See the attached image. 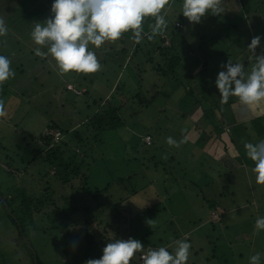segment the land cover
Masks as SVG:
<instances>
[{
    "label": "rangeland",
    "instance_id": "374dc122",
    "mask_svg": "<svg viewBox=\"0 0 264 264\" xmlns=\"http://www.w3.org/2000/svg\"><path fill=\"white\" fill-rule=\"evenodd\" d=\"M246 2L245 4L240 0H222V13L208 14L202 17L199 24H191L182 15H179L181 0H170L169 8L164 13V15L167 14L166 19L168 20L176 17L183 19L184 23H181L184 24L183 29L186 30L182 29L185 31L183 34L187 40L192 42L191 47L194 53L184 57L180 65L183 66V69L179 71V73L182 72L181 81L184 83L187 81L186 85L194 90L196 100L204 98L208 106H213L216 102V120L222 124L226 134H229L231 127L242 122L252 124L257 117L264 118V101L247 106L249 112L238 103L222 105L219 102L218 92L211 81V78L214 80L216 73L222 70L220 65L227 62L228 59L241 63L249 61L252 64L254 62V58L247 50V45L252 37L264 32V1L246 0ZM259 14L261 20L256 22L255 18ZM144 23L151 30L150 21H144L143 26H145ZM260 23L263 24L261 27ZM260 28H262L261 31ZM128 33L131 34V32ZM128 33L127 35H129ZM215 33H219L222 39L213 40ZM130 36L132 37V34ZM15 37L20 41L16 35ZM22 41L25 42V45L20 41L22 43L20 45L11 43L0 47V54L10 59V67L15 72L14 77L0 84V103L3 104L6 113L4 117L0 118V253L5 256V264H32L26 243L17 236L16 226L7 215L13 212L17 216L16 211L13 210L16 207H12V201H14V195H17V192L26 193V196H32L37 192L36 196H39V191H42L43 187L51 189L53 197H48V200L55 205L60 204L58 201H62L64 197L67 198L76 188L81 190V186H86L92 193L109 187L107 192L101 193L99 201L114 204L121 201L122 203L115 207L116 214L126 211L129 220L130 217H138L135 224L128 221L127 227L131 230L129 237L134 239L146 237L148 242L144 245V251L158 247L169 249L175 245L176 240L189 235L193 248L202 249L203 257L213 247L218 250V254L221 253V250L225 253L227 248H223V246H228L232 252L228 250L225 256L232 257L229 259V262L232 261L231 264H247L251 254L261 252L264 246V231L256 233L253 225L255 218L264 216V204L258 202L254 191L251 187L249 188L247 182L244 184L245 180L242 179V176L245 177L242 173L239 175V170V172L231 174V180L239 189L237 207L240 208V211L235 213L236 207H234L233 214L221 216L217 224L209 223V213L205 212L208 211L207 209L189 214L179 211L176 214L172 207L179 208L177 196L173 198L172 205L164 201L166 197L162 188L167 186L171 188V186L164 182L165 170L161 164L164 162L166 154L160 152L161 148L159 147L179 152L181 144L179 147L169 148L173 146L162 140L171 136L169 134L167 136L160 135L159 141V134L157 131H153L151 134L154 135V145L151 148H146L148 147V144L145 143V138L148 135L144 136L148 127L146 124L158 125L157 128H160V132L167 128L172 132L171 135H174L177 128L180 129L179 134L186 135L185 146H191L189 147L190 151L194 149V140L201 133H207L211 129L202 119L198 109L192 118H190V114H186L187 119L180 123L179 127L177 125L179 120L174 117H170L169 120L172 125L161 119L158 112L166 107L168 101L171 100L175 106L184 97L186 92L182 87L171 89L170 85H167L165 88L166 93H169L165 97L168 99L167 101L164 98H153L152 94L157 91L155 84L158 82L152 75V71L147 69L146 74L141 75L142 84L141 87L138 86L140 90L136 89L137 93L132 99L126 98V101L122 102L118 114L121 124L112 130L93 131L94 136L91 138L92 135L87 128L88 119L104 108L120 106L121 101L117 99L119 95L111 90V81L118 74L119 77L128 75V81L130 85H133L141 77H139L140 72L135 70L131 75L130 68L134 67V64H130L129 67L115 72V75L113 71L109 70L108 77L100 76L102 69L113 67L114 70L112 65L104 66L98 72L87 74L85 80L79 79L78 73L72 71L60 74L51 57L46 63L33 61L30 52L27 51L38 46L33 45L29 39H22ZM130 42V40H126L124 47H129ZM109 43V46L112 47L118 45L116 41ZM106 45L103 44L96 49L103 53L101 49ZM166 46L168 47V45ZM228 48L231 51L228 52ZM25 50H27L26 53ZM254 51L255 54H264V44L261 42V45ZM195 53H199L201 58L197 57L205 63L206 71H196L198 68L190 70L191 62H193L190 60H196ZM32 54L34 56V52ZM96 56L101 59L102 54ZM154 61L157 63L159 60L154 57ZM197 61L193 62V67L195 64L198 67ZM101 80L110 81V83L104 87ZM65 87H70L69 90L73 91L75 95L66 91ZM85 91L86 93H84ZM131 91L133 90L130 87L126 88L124 94L129 96L133 93ZM190 100L192 105L194 100ZM174 106L173 108H176ZM236 120H241V122H236ZM195 123L199 128L198 132L193 131ZM164 124H166L165 128ZM52 125L62 129L67 138L73 130H77L84 141L81 146L77 144L80 150L75 149V153L78 154L76 160L84 157L87 167L81 163V166L78 167L79 175L67 186H63L54 175L57 173L55 166L41 161L43 157L39 156L33 163L26 165L30 161L31 151L38 148L39 136H42ZM51 133L52 131H48V134ZM175 138L174 140L177 141L178 139ZM62 139L63 134L60 140ZM221 142L223 145L215 141L210 151L217 156L218 163L227 167L232 164V169L247 165V158L241 156L232 147L229 138L221 139ZM43 144L48 145L49 143L43 141ZM45 152L46 149H44ZM221 152H224L222 156L219 155ZM152 161L156 162L158 167H155ZM81 197L84 201L78 204V208L86 206L89 210L92 209V212L91 215L90 213L85 215L81 211L71 214L69 220L72 225L74 222L84 221L87 218L93 220L94 224H97V219H101L104 223L114 215L109 209L105 210L94 204L90 200V196L86 197L83 193L75 195V199ZM36 199L32 200L36 201ZM67 203L72 208L71 202ZM165 203L172 207H167ZM152 204L158 207L157 211L154 210L150 215L146 209L152 207ZM59 206L62 207V205ZM73 206H77L75 201ZM164 206L166 210L163 209ZM28 207L25 206L21 210L23 213L27 212V215L26 213L22 214L24 219L22 226L27 231L26 237L37 254L38 262L40 264H67L69 259L62 253L61 233L50 229L51 226L48 219L42 215L43 212L30 213L32 208ZM216 209L218 214L223 213L220 206H217ZM45 213L47 214V212ZM218 214L214 213L211 216V221L216 223ZM171 215H173L175 224L173 227L168 222ZM179 216L181 217L177 223ZM193 217L197 220L202 217L205 223L204 221L196 222V220V224H191ZM72 225L71 229L73 230L75 225L73 227ZM95 228L99 231L102 230L101 227L95 226ZM174 235L176 236L174 237ZM248 240L252 245L248 243ZM255 241L256 243L253 244ZM238 254L242 255L243 259H240ZM1 260L0 258V264H4ZM137 260L138 254L133 258L132 264H136ZM203 263L212 264L206 261Z\"/></svg>",
    "mask_w": 264,
    "mask_h": 264
},
{
    "label": "trees",
    "instance_id": "16d2710c",
    "mask_svg": "<svg viewBox=\"0 0 264 264\" xmlns=\"http://www.w3.org/2000/svg\"><path fill=\"white\" fill-rule=\"evenodd\" d=\"M0 1L2 2L0 3V9H2L5 0ZM6 1L8 3L6 2V6H3L4 10L0 11V13H2L3 15L0 17L5 20L9 31L4 37H0V47H5L11 43H15L16 45H20L23 43L25 45V42H23L22 39L31 40L29 34L34 26V23L43 22L45 19L49 18L52 0ZM241 1L244 2L246 0ZM167 8L169 7L166 6L164 13L167 12ZM166 17L167 14L165 15V19ZM146 20L150 21V25L153 24L152 18H150V20H148V18H145L144 21ZM260 20V15L259 18H255L256 22ZM166 21L167 27L163 29L161 33L153 35L152 39H142V43H134L133 38L130 36L131 34L128 33L129 35H127V33H124L118 40H116V43L118 42L117 46L119 47L109 46L110 43L105 42L104 44L107 45L103 49H101L103 53H100L95 47H93L92 50L96 55L102 54L101 59H98L101 64V68H103L104 66H114V70L113 67H109L105 70L102 69L100 72V76L103 77L109 76V70L113 71L115 75V72H117L118 70H122L124 67H129L130 64H134V67L132 66L130 68L131 75H133L134 71L137 70L138 72H140V77L141 75L146 74L147 69H150V71H152V75L156 77L158 82L157 84H155V88L157 89V91L156 93L152 94L153 98L159 97V99H166L165 97H167L169 94L165 91L167 85H170L171 89L182 87L186 93L184 97L179 101V103L174 106V103L170 100L167 102L166 107H164L162 111L158 112L159 115L165 112L166 115H160V117L163 121H168L169 125H172L171 121H169L170 117H174V119L179 120V123L177 124L179 126L180 123L187 119L188 114L192 116L193 113L194 116L195 111L197 109L200 110L202 119H204V121L207 123V126L211 129L207 133H201V135L196 139V144L198 145V147H196V144H194V149L190 151L189 147L191 146H185V142L181 144V150L179 152H175L174 149L170 150L165 147H159L161 148L160 152L166 154V161L161 164L162 168L165 170L164 182H166V185L168 183L171 186V188L168 186L163 187L162 191L164 192V195L166 197L164 201H166L167 204L172 205L173 198H176L175 196H177L176 199L179 206L178 209H176L175 206H167L165 203L167 207H172L173 209H175L176 212H173H175L176 214L179 211L189 214L201 212L207 209L208 211L205 212H207V214L209 213V223L217 224L219 223L221 216L225 214H233L232 209L234 207H236L235 213L240 211V208L237 207L239 189L235 184L232 183L231 180V174H233L234 172L237 173L238 170L240 171H238L239 175H241L242 173L245 177L243 178L242 176V179L245 180L244 184H246L247 182L249 188L251 187V189L254 191L255 198L257 197L256 199L258 200V202L264 204V185L255 184L254 176L251 172L253 162L246 156V150L243 147L244 143L246 142L256 143L260 140H264V118L257 117L256 120L252 122V124H238L234 127H231L228 132L229 134H226L223 130L222 124L218 120H216V102L213 106H208L204 98L200 99L199 101L196 100L194 98L196 96L194 90L192 88H188V86L186 85L187 81L185 83L181 81L182 72L179 73V71H181L183 67L180 66L182 60V55H180V53L183 50H187L189 52L192 51V42H190V40H187V38H185V34H183L186 31L185 28L183 29L185 31L182 30L184 24H181V22H183V19L176 17L171 20L166 19ZM175 23L181 24V28L176 27ZM144 25L145 26H143L142 24L143 32L146 34H151V30L148 28L149 26L147 27L146 23H144ZM151 27L152 26H150V28ZM15 35L20 39L22 43L16 39ZM214 39L221 40L222 36H219V33H215L213 40ZM126 40L131 41V45L129 47H124ZM165 42L168 43V47L165 45ZM31 43L34 45L33 42ZM41 50L45 52L47 51L46 47H42ZM26 51L27 50H25L24 52L26 53ZM229 51H231L230 48H228V52ZM27 52H30L31 59L33 61L39 63H46L50 57L46 56L44 58H41L35 55L33 56V50ZM197 55L199 58H201L199 53H197ZM154 57L159 60L157 63L154 61ZM200 61L201 62L197 61L198 65L200 66L199 69L204 72L207 70L206 65L201 59ZM243 64L245 70L247 71L252 67L253 63L251 64L249 63V61H245ZM86 75L87 74L83 75L82 73H78V78L85 80ZM127 76L128 75H126L125 77H119L118 74L116 75L115 79L111 81V90L119 95V98L117 99H120L121 101L120 106L104 108L103 110H100L99 112L94 114L93 117L88 119L87 128H89V132L92 135L91 138H93L94 136L93 131L112 130L116 126H119L121 124L118 114L121 110V106L123 104L122 102L126 101V98L132 99L133 96L137 93L136 89L140 90L139 87H141L142 84V76L138 79V82L133 85H130V82L128 81L129 78H127ZM101 83H104L105 87L110 83V81L104 82L101 80ZM129 87L131 90H133L131 91L133 93L127 96L124 94V91ZM65 90L74 94V92L66 87ZM84 93H86V91ZM190 99L194 100V103L192 105V101ZM167 100L168 99H166V101ZM236 103H238V101H236V98H229L228 104L236 105ZM193 105L194 107L192 108ZM173 106L176 108H173ZM244 108L249 112V109L247 107ZM239 121L240 120H236V122ZM146 125L148 127L144 135H148L151 139L150 143L152 142V144H150V146L147 145L148 147L146 148H151L154 145V135L151 134L153 131H157V133L159 134V141L160 135L167 136L169 134L173 139L178 135L175 138L178 139L177 142L186 137V135L183 133L178 134L177 129L175 130L174 135H171L172 132L165 128L166 124L163 125L165 130H161L162 132H160V128H157L158 125H152L150 123ZM198 129L199 128L195 123L193 125V131L198 132ZM48 131L61 132V134H63V139L57 143H54L53 137L48 135ZM227 138H229L232 147L237 150L241 156L247 158L246 166L236 167L234 168V170L232 169L233 167H231L232 164L228 167L223 166L216 160V155L210 154L211 146L215 144V141L220 142L223 145L221 139ZM43 141H48L49 144L44 145ZM37 143H39L38 148L31 151L30 161L26 165L28 166L30 163H33L39 156L43 157L42 160H39L48 163L51 166H55V172L57 173H55L54 175L63 186H67L71 181H73V179H76V177L79 175L78 167L81 166V163H84L86 166V161L83 159V156L80 159L76 160V155L78 154L75 153V149L79 148L77 144H80L81 146V144L84 143L83 138L80 136L77 130H73L70 136L67 138L62 129H60L56 125H52L48 127V129L44 134H42V136H39ZM73 145L74 148H72ZM44 149H46L45 153ZM79 150L80 149H78V151ZM152 163L155 167H158V164L156 162L152 161ZM83 178L85 179V177ZM108 188L109 187H105L100 191L97 190L92 193L86 186H81V190H77L76 188L72 191L73 193L67 198H62V201L59 200L58 202H60V204L56 203L57 205L53 203L51 204V201L48 200V197H53V193L50 192L51 189L49 188H41L43 190L39 191V196H36L37 192L32 194V196H26V193L17 192V195H14V201H12V207H16V209L14 208L13 210L16 211L17 216L12 212L9 213L7 217H9L15 224L17 236L26 243L27 251L29 255H31L32 264L40 263L38 262L37 254L34 248L26 237L27 231L22 226V221H24V219L22 218V214L26 213L27 215V212L23 213L21 210L24 209L25 206H29L30 208H32V211L30 213L43 212L42 215H44L46 219H48L49 225L51 226L50 229L56 230L57 232L61 233L62 253L66 258L69 259L67 264H85V262L89 259L99 258L101 255V249L105 246L106 243L110 242L111 240L116 238H129L131 230L127 227V222L129 221L131 224H135V221L138 220V217H130L129 220L126 211L116 214L115 207L116 205L122 203L121 201H117V204H114L112 202L107 203V201L106 203L99 201L101 193L107 192ZM40 193L42 197H40ZM80 193L85 194L86 197L87 195L90 196V200L94 204L104 208L105 210L109 209L114 215L109 217L108 221L104 223L101 219H97V224H94L93 220H89L87 218L84 221L81 220L80 222H74L72 225L69 220V217L71 218V214H76L81 211L85 215H88L89 213L91 215L92 212V209L89 210L86 206H83L81 209L78 208V204H81L83 203L82 201H84L82 197L80 199H75V195H79ZM34 197L37 198L36 201L32 200L35 199ZM74 201L77 204V206L75 207L73 206ZM67 202H71L72 208ZM59 205H62V207ZM217 206L221 207L223 213L218 214L219 212L216 209ZM157 207L158 206H155L154 204L152 207L146 209V212L151 215ZM163 209H165V206L163 207ZM45 212H47V214ZM214 213L218 214L216 223L211 221V216ZM180 217L181 216L178 217L177 223H179ZM202 219L203 218L201 217L199 220H197L193 217L191 224H196V222L204 221ZM168 222H170V225L172 227L173 225H175L173 215H171V218H169ZM71 225L72 227L75 225V229L72 230ZM114 225H116V227H113ZM95 226L98 228L101 227L102 230H97ZM112 228L114 229L112 230ZM175 236L176 235H174V237ZM188 236L189 235H186L182 238L186 239L191 245L187 264H204V261L212 264H229L230 262H232L231 260L229 262V259H231L232 257H230L229 255L225 256V253H227L228 250L232 252V250L228 246H223V248H227L225 253H223L221 250V253L218 254V250H215L213 247L209 250L205 257H203L201 255L202 249H199L198 247H195L194 249L192 246V239ZM139 240L142 241L143 245H146L148 242L145 236L141 237ZM72 242H76L75 248L72 247ZM248 243H250V240H248ZM255 243L256 241L253 244ZM250 245H252V243H250ZM174 248L175 245L170 247L168 250L171 252L174 250ZM261 252L260 264H264V246ZM238 257L240 259H243V256L240 254H238ZM0 258L2 259V263L5 264L4 254L0 253ZM136 264H141V261L138 259Z\"/></svg>",
    "mask_w": 264,
    "mask_h": 264
},
{
    "label": "clouds",
    "instance_id": "9594fccd",
    "mask_svg": "<svg viewBox=\"0 0 264 264\" xmlns=\"http://www.w3.org/2000/svg\"><path fill=\"white\" fill-rule=\"evenodd\" d=\"M221 3L222 0H181L179 15L191 24H199L202 17L208 14L222 13ZM169 4L170 0H52L49 18L35 22L29 34L31 41L38 46L33 49L34 55L41 58L50 56L60 74L70 71L82 74L98 72L101 64L93 47L98 49L105 42L116 41L128 32H131L136 44L145 36L152 39L153 35L167 27L164 10ZM149 17L153 18L151 34H145L142 24ZM8 31L5 20L0 17V37ZM261 40L262 37L256 35L247 45L254 58L249 70H245L243 63L229 59L220 65L222 70L216 73L212 83L222 105L233 97L244 107L264 101V54H255L254 51L261 45ZM42 47H46L47 51H42ZM10 65V59L0 54V84L14 77L15 72ZM5 114L0 103V118ZM186 139L177 142L172 137H166L165 142L179 147ZM243 147L246 156L253 162L251 172L255 184L264 185V140L246 142ZM253 227L256 233L264 231V216H258ZM174 243L175 248L171 252L166 247L144 251L139 239L116 238L105 244L99 258L89 259L85 264H132L136 254H139L141 264H187L190 243L186 239ZM72 247H76V242H72ZM260 260V253L257 252L248 257V264H260Z\"/></svg>",
    "mask_w": 264,
    "mask_h": 264
},
{
    "label": "crops",
    "instance_id": "0c3cea01",
    "mask_svg": "<svg viewBox=\"0 0 264 264\" xmlns=\"http://www.w3.org/2000/svg\"><path fill=\"white\" fill-rule=\"evenodd\" d=\"M240 1H241V0H240ZM6 2H7V1L5 0V3L3 4L4 7H5L6 4L8 3V2H7V3H6ZM0 3H2V2L0 1ZM241 3H245V4H246L247 2H246V1L242 2V1H241ZM248 5H249V4H248ZM3 6H2V9H0V11H1V10H4V7H3ZM249 8H250V5H249ZM176 12H177V11H176ZM259 15H260V14H259ZM259 15H258L256 18H259ZM0 16H3L2 13H0ZM175 24H176V23H175ZM181 24H182V23H181ZM262 25H263L262 23L259 24L260 27H261ZM182 29H183V28H182ZM261 30H262V28H260V31H261ZM260 36L262 37L261 42L264 43V41H263V39H264V32H261V35H260ZM180 48H181V47H180ZM191 49H192V48H191ZM193 53H194L193 51H190V52H189V51L185 50V51H182V52L180 53V55H182V60H183L184 57H186V56L189 55V54H193ZM197 56H198V55L195 53V56H194V57L196 58V60H198L199 62H201L200 59H199ZM182 60H181V63H182ZM196 60H190V61H193V62H194V61H196ZM193 62H191V63H192V64H191L192 68H190V70H192V69L195 70L196 68H198L196 71H199V70H200V69H199L200 66L198 65V67H196V66L193 67V66H194ZM181 63H180V65H181ZM182 67H183V66H182ZM211 81L213 82L214 80L211 78ZM224 105H228V103H226V104H224ZM239 106H240V105H239ZM162 110H163V109H162ZM162 110H161V111H162ZM215 111H216V109H215ZM162 114H163V115H162ZM160 115H161V116H165L166 114H165V112H164V113H161ZM194 115H195V114H194ZM192 116H193V113H192ZM192 116H191V117H192ZM191 117H190V118H191ZM240 122H241V120H240ZM242 123H243V122H242ZM178 127H179V126H178ZM179 130H180V129H179ZM179 130H178V128H177V133H178V134H179ZM144 136H145V135H144ZM152 138H153V137H152ZM194 141H195V142L193 143V145L196 144V140H194ZM196 147H198V145H197ZM210 154H212V152H210ZM223 154H224V152H221L219 155L222 156ZM216 160H217V159H216ZM164 161H166V160H164Z\"/></svg>",
    "mask_w": 264,
    "mask_h": 264
},
{
    "label": "built area",
    "instance_id": "2783aa9c",
    "mask_svg": "<svg viewBox=\"0 0 264 264\" xmlns=\"http://www.w3.org/2000/svg\"><path fill=\"white\" fill-rule=\"evenodd\" d=\"M175 26L178 27V28H181V24H179V23H176ZM167 44L168 43L165 42V45H167ZM69 89H70V87H69ZM51 135L53 136V140L55 142H57V141H59L61 139V133L60 132H54V133H51ZM150 141H151L150 137L147 136L145 138V143L149 145L150 144Z\"/></svg>",
    "mask_w": 264,
    "mask_h": 264
}]
</instances>
